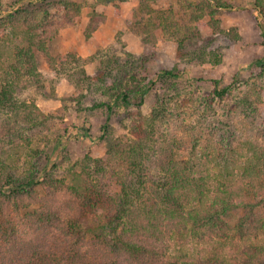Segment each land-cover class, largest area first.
I'll use <instances>...</instances> for the list:
<instances>
[{"label":"rangeland","instance_id":"rangeland-1","mask_svg":"<svg viewBox=\"0 0 264 264\" xmlns=\"http://www.w3.org/2000/svg\"><path fill=\"white\" fill-rule=\"evenodd\" d=\"M23 1L0 0V8L4 14L16 13L10 25L45 17L43 35L56 63L35 51L39 83L21 98L35 100L48 117L19 144L1 142L0 154L17 175H36V191L43 192L41 183L48 178L71 181L85 156L102 158L115 141L134 138L137 126H145L162 101L170 104V129L183 136L181 155L208 173L212 186L224 166L222 171L239 178L252 149L264 151V38L254 0H231L230 9L209 6L208 0H47L20 8ZM197 15L206 23L216 22L222 32L207 29L204 43L192 41L201 56H187L180 65L178 42L196 27ZM5 20L0 23V83L16 47L27 43L21 37L8 38L11 26ZM144 53L149 63L143 62ZM109 59L127 65V72L114 74L115 87L95 79L101 62ZM132 62L143 65L136 71L147 67L153 82L137 73L138 79L132 78ZM162 67L185 71L177 78H156ZM81 70L87 75L79 79ZM54 192L48 197L54 205L79 210L69 195ZM243 195L226 218L234 227L230 236L212 245L227 260L244 257L252 243L264 244V230L254 238L251 228L258 221L262 226L264 199ZM13 201L6 212L0 209V217H17ZM105 213L95 219L97 224ZM184 244L193 255L204 254L189 236Z\"/></svg>","mask_w":264,"mask_h":264},{"label":"trees","instance_id":"trees-1","mask_svg":"<svg viewBox=\"0 0 264 264\" xmlns=\"http://www.w3.org/2000/svg\"><path fill=\"white\" fill-rule=\"evenodd\" d=\"M46 1L26 0L20 8ZM208 1L212 7L231 8V0ZM253 6L260 14L264 38V0H254ZM15 14H4L0 8V23L7 19L5 22L10 25ZM35 18L6 30L8 38L21 37L27 42L25 47H16L14 61L4 70L0 83V143L8 142V147L26 140L25 135L42 126L48 117L35 100L21 98L39 83L34 52L45 53L51 63H56L43 35L45 17ZM195 18L196 27L178 42V57L183 59L180 65L187 56H201L192 41L204 43L207 29L222 32L216 22L201 21V15ZM145 53L143 62L149 63ZM153 55L151 49L150 57ZM142 66L131 63L132 70ZM101 70L95 79L115 87L114 74L127 72V65L109 59L101 62ZM145 70L135 69L132 78L137 80L139 74V78L152 83ZM177 70L162 67L154 76L172 79L185 71ZM86 75L83 70L77 74L79 79ZM127 98L123 96L124 102ZM169 105L159 102L146 125L137 126L135 137L115 141L104 157L85 156L71 181L64 177L44 180L42 193L36 191L34 173L17 175L0 154V209L6 212L12 200L18 206L17 217H0V264H263L264 244L252 243L244 257H230L231 260L212 251V245L230 236L234 227L226 218L242 203V194L264 199V151L253 148L236 179L234 174L232 178V174L222 171L226 166L219 164L224 168L212 186L209 174L195 169L191 158L181 155L184 139L170 129ZM52 191L69 195L79 210L73 212L69 207L54 205L48 199ZM103 211V220L97 224L95 219ZM262 222V226L258 221L251 227L254 238L264 230V218ZM187 236L201 245L203 255L183 249Z\"/></svg>","mask_w":264,"mask_h":264}]
</instances>
